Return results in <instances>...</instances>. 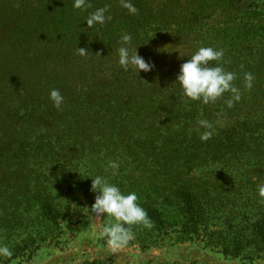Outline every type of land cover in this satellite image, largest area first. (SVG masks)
<instances>
[{"label": "rangeland", "instance_id": "1", "mask_svg": "<svg viewBox=\"0 0 264 264\" xmlns=\"http://www.w3.org/2000/svg\"><path fill=\"white\" fill-rule=\"evenodd\" d=\"M49 1L0 0V16L8 19L12 9L27 5L28 19L24 21L34 23V11ZM162 1L148 0L151 7H158ZM120 5V0H112L113 9ZM15 42V38L0 34V94L11 84L10 93L27 95L33 86L19 87V78L49 75L50 82L76 91L73 92L75 99L63 103L61 110L75 113L78 121L64 122L61 119L64 117L52 114L36 119L7 120L9 124L7 121L3 124L5 135L0 136V264H264V242L257 234L250 238V253L246 256L236 255L240 252V244L233 246L232 254L227 256L206 242L205 232L189 238L182 235L180 226L172 227L169 235L161 236L155 246L145 250L133 242L131 233L129 239L113 246L104 228L119 221L92 208L98 195L91 189L92 178L100 175L124 194L135 192L138 199L142 192L155 196L163 191L165 198L171 201L175 191L184 194L204 191L208 192L203 199L205 205L208 202L214 207H225V213L231 215L238 216L239 212L250 215L264 199L259 192L264 186V157L254 151L234 156L225 153L221 150L222 140L232 132L220 134L217 131L233 125L235 120L242 121L244 116L215 121L213 136L216 139L199 146L200 151L195 152L198 160L187 164L183 158L185 139L174 136L180 121L160 117V114L157 117L155 108L147 106L140 117L129 121L132 125H124L127 132L132 128L141 129L144 135L139 140H122L114 146L115 153L107 152L98 144L90 146L84 140L82 145L86 153L77 158L80 154L77 153L80 151L78 144L66 146L59 141L71 124L75 128L73 132L82 139L97 133L92 129L98 121L89 116L88 111L94 104L93 94L101 89L98 87L100 80L110 75L119 58L107 54L108 51L95 55L91 49L87 55L75 50L62 60L57 54L62 40L56 32L32 33L22 47ZM14 43L16 45L12 46ZM188 53L186 46L168 49L159 57L156 56L160 54H156L154 73H176L189 59ZM87 90L89 97H86ZM197 121L190 126L204 131ZM86 127L88 130H84ZM45 138L63 147L55 159L51 154L45 158L39 150V143ZM93 139L98 141L100 136ZM110 161L119 165L115 172L108 166ZM71 176L82 177V187L77 185L79 181L68 182ZM58 182L65 185V198H61L64 202L71 201V208L57 224H46L40 220L38 198L44 187L57 193ZM168 210L175 212L174 203L168 204ZM237 221L244 223L245 219L241 216Z\"/></svg>", "mask_w": 264, "mask_h": 264}, {"label": "trees", "instance_id": "2", "mask_svg": "<svg viewBox=\"0 0 264 264\" xmlns=\"http://www.w3.org/2000/svg\"><path fill=\"white\" fill-rule=\"evenodd\" d=\"M49 2L34 11V23L27 24L24 21L28 19L27 5L12 9L8 19L0 16V34L15 38V43L22 47L26 46L32 33L56 32L62 40L57 47V54L62 60L78 48L87 51L92 49L95 55L108 51L107 54L117 55L119 58L118 49L122 46L121 37L125 34L132 37L128 45L130 49L137 48L138 55L154 65L153 58L156 54H160L156 56L159 57L168 49L187 46L189 53L186 56L189 58L200 47L222 49V60L210 62V65L219 63L225 71L235 73L233 84L240 90L241 98L234 101L232 107H228L231 93H225L216 101L205 104L183 95L179 83L175 82L180 68L176 73L166 75L162 72L154 73V70L137 74L131 68L125 70L116 60L110 75L100 80V86L97 85L101 89L93 94L94 104L89 107L88 115L98 121L97 126L92 129L97 133L93 137L82 139L81 135L73 132L75 128L71 124L59 141L66 146L78 144L80 151L77 153L80 154L75 155L77 158L86 153L82 145L84 140L90 146L98 144L111 153H115L114 146L122 140H139L144 135L142 130L132 128L127 132L124 125L135 120L140 113L143 114L147 106L155 108L157 117L160 114V117L180 121L174 136L185 139L182 142L185 144L183 158L187 164L198 160L199 156L195 152L200 151L199 146L210 143L215 138L212 135L209 140L202 141L200 135L203 130L192 128L191 122L207 119L214 125L215 121L222 118L237 119L240 114L244 116L242 121L235 120L233 125L217 130L220 134L232 132L222 140L221 150L232 156L243 151H254L264 157V0H163L158 7H151L148 0H131L138 10L135 14H130L121 5L120 8L113 9L112 0H85L81 8L74 7L75 0ZM100 8H105L106 17L111 19L104 24L87 27L85 20ZM15 43L11 45H16ZM248 73L253 77L251 87L247 86L245 80ZM28 77L17 81L21 82L18 83L19 87L33 86L27 95L10 93L9 89H13L11 84H7L8 90L0 94V136L5 135L3 124H9L10 120L59 114L64 117L61 118L64 122L78 121L75 113L57 109L49 99L50 90L58 89L64 97L63 103H70L75 99V90L50 82L49 75L44 78L41 74L34 78ZM89 93L90 91L86 97H89ZM97 135L100 139L95 141L93 138ZM53 142L45 138L39 143V150L45 154V158L49 154L53 158L61 153L63 147L58 142ZM53 144L55 147H52ZM67 180L79 181L80 184L77 182V185L82 187V177L71 176ZM63 186L65 185L59 182L56 185L59 194L58 191L51 193L46 187L42 189L43 195L38 198V210L43 223L57 224L70 210L71 201L62 200L65 198ZM140 194L142 197L137 203L147 213L152 227H146L142 223L123 224V227L132 234L133 242L143 250L155 246L157 240L169 235L174 226H180L182 235L189 238L198 236L200 231L205 232L206 242L227 256L232 254L231 248L238 244L240 252L236 255H248L249 240L256 234L264 242V199L254 207L250 215L239 212L237 216L225 213V207H214L208 202L205 205L203 199L205 195L208 196V192L204 191H188L185 194L175 191L171 201L165 198L163 191L155 196L143 192ZM171 203L175 205L174 213L168 210V204ZM241 216L245 219L244 223L237 221Z\"/></svg>", "mask_w": 264, "mask_h": 264}, {"label": "clouds", "instance_id": "3", "mask_svg": "<svg viewBox=\"0 0 264 264\" xmlns=\"http://www.w3.org/2000/svg\"><path fill=\"white\" fill-rule=\"evenodd\" d=\"M121 6L128 10L130 14L137 13V8L131 3V0H120ZM85 0H75L74 7L81 8ZM106 9L100 8L92 13L86 20L87 27L95 24H104L111 17H106ZM132 40L131 35L121 37L122 46L118 49L119 64L125 69H133L137 74L140 72H151L155 65L146 61L134 50L128 46ZM80 55H87L89 51L83 48L77 49ZM99 55V54H98ZM224 52L222 49L213 47H200L186 62L180 66L176 81L178 82L183 95L193 101H202L207 104L214 102L225 93H231V99L228 100V107H232L234 101L240 100V90L233 84L236 75L233 72L225 71L219 65H210V62H219L222 60ZM253 77L250 73L245 75L247 86L251 87ZM49 99L57 109L61 108L64 97L58 89H52L49 93ZM197 124L204 131L200 135L202 141L211 138L214 132V125L207 119H200ZM109 168L117 170L119 165L110 161ZM91 189L98 193L92 208L99 214L107 213L122 223H115L104 228V234L109 237L108 242L113 246H119L123 241L130 238V233L123 227V224L142 223L146 227H152L145 210L137 203L138 197L135 192L124 194L118 186L109 183L105 177L97 175L92 178ZM259 192L264 195V186L260 187ZM6 251V249L4 250Z\"/></svg>", "mask_w": 264, "mask_h": 264}]
</instances>
